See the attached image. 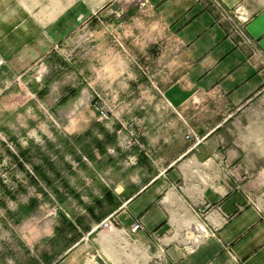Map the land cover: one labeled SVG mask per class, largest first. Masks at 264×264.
Masks as SVG:
<instances>
[{"label":"crops","instance_id":"crops-1","mask_svg":"<svg viewBox=\"0 0 264 264\" xmlns=\"http://www.w3.org/2000/svg\"><path fill=\"white\" fill-rule=\"evenodd\" d=\"M215 1L246 20L253 46L230 36ZM98 18L142 34L145 94L124 119L135 176L93 183L94 197L79 199L105 215L73 224L75 238L44 264H264V167L238 143L242 118L263 116L253 100L264 89V0H0L1 76L24 74L84 23L94 38ZM108 216L118 228L92 230Z\"/></svg>","mask_w":264,"mask_h":264},{"label":"rangeland","instance_id":"rangeland-1","mask_svg":"<svg viewBox=\"0 0 264 264\" xmlns=\"http://www.w3.org/2000/svg\"><path fill=\"white\" fill-rule=\"evenodd\" d=\"M111 16L119 22L123 14ZM97 20L94 38L84 23L24 74H0V264L53 261L55 247L75 238L73 224L85 228L89 215L100 220L108 210L79 199L94 197L93 183L112 180L119 170L135 176V127L124 119L135 115L145 94L136 77L149 75L136 53L142 34L134 25L119 34L118 23ZM125 65L126 75H118ZM253 101L263 116L242 118L238 143L264 167V90Z\"/></svg>","mask_w":264,"mask_h":264},{"label":"built area","instance_id":"built-area-1","mask_svg":"<svg viewBox=\"0 0 264 264\" xmlns=\"http://www.w3.org/2000/svg\"><path fill=\"white\" fill-rule=\"evenodd\" d=\"M214 2V0H213ZM144 4L141 3V5ZM216 7L219 10V13L221 15L222 19H225L227 21L230 22V30H229V34L232 37H237L238 38V43L240 45H245V46H253V41L247 36L244 26L243 24L246 22L245 19L240 18L237 14V12H234L233 15L227 13L222 7H220L217 2L215 1ZM264 70V64H261ZM264 90V89H263ZM261 93V92H260ZM259 93V94H260ZM96 111L100 114V119H104L106 117V111L104 110V108H102V106H100L99 104H97L96 106ZM198 143V141L196 142ZM259 154L261 156H263L262 153L259 152ZM258 197H261L264 199V189L258 194ZM250 202H252V198L249 199ZM112 216H108L106 217L103 221H101L98 225H95L92 230H98V229H107V230H113L115 228H118V226L113 223L112 221ZM142 223L140 221H135L132 226H131V231L132 232H136L140 229H142ZM205 229V228H204ZM204 233L206 236L211 235L212 233L208 230H204ZM203 236H199L197 239H194L193 241H190L189 243H193V244H198V242L201 240Z\"/></svg>","mask_w":264,"mask_h":264},{"label":"water","instance_id":"water-1","mask_svg":"<svg viewBox=\"0 0 264 264\" xmlns=\"http://www.w3.org/2000/svg\"><path fill=\"white\" fill-rule=\"evenodd\" d=\"M62 219L64 220L65 218L61 215Z\"/></svg>","mask_w":264,"mask_h":264}]
</instances>
